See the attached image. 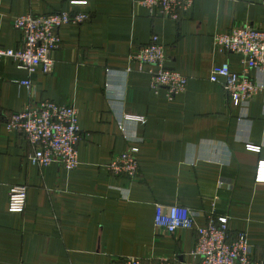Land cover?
Returning <instances> with one entry per match:
<instances>
[{"label": "crops", "instance_id": "0c3cea01", "mask_svg": "<svg viewBox=\"0 0 264 264\" xmlns=\"http://www.w3.org/2000/svg\"><path fill=\"white\" fill-rule=\"evenodd\" d=\"M142 0H0V46L20 48L15 19L27 13H86L60 29L54 67L30 75L13 60L0 62V264H121L129 256L151 263L199 264L197 233H168L155 225L157 205L229 216V232L248 234L254 259L264 260V87L235 105L216 66L243 71L242 57L220 51L216 34L246 24L264 28V0H195L175 21L152 15ZM167 66L189 78L169 99L151 87L150 66L129 56L154 37ZM264 85V73L249 71ZM31 79V85L22 81ZM50 100L78 109L82 140L73 171L30 161L26 135L6 128L28 104ZM141 116L145 122L127 120ZM249 145L260 147L253 151ZM138 147L136 178L112 174L113 158ZM28 187L23 212H10V189Z\"/></svg>", "mask_w": 264, "mask_h": 264}, {"label": "built area", "instance_id": "2783aa9c", "mask_svg": "<svg viewBox=\"0 0 264 264\" xmlns=\"http://www.w3.org/2000/svg\"><path fill=\"white\" fill-rule=\"evenodd\" d=\"M195 0H142L152 15H161L179 21L191 9ZM89 19L86 13L59 11L48 14L27 13L15 19V27L23 35V46L7 48L0 46V62L13 60L18 67L30 75L41 69L45 74L54 67L52 53L61 47L60 29L66 24H81ZM214 42L220 51L236 53L242 57L243 71L235 72L229 63L212 69L210 79L220 82L235 105L248 103L264 87L249 76L251 69L264 73V28L246 24L235 26L229 32L216 34ZM131 62L140 64V70L149 65L151 87L155 92L165 89L169 99L187 89L189 78L167 66V51L155 36L152 42L141 46L129 56ZM30 86L31 79L21 82ZM127 120L145 122L141 116L126 115ZM6 128L24 133L34 148L30 161L41 167L53 163L73 171L79 164L78 146L82 140L78 109L74 105H61L50 100L38 104H28L20 112L14 113L6 122ZM253 151L260 147L249 145ZM138 147L116 155L108 168L116 176L130 179L139 173ZM256 181L264 182V160L257 165ZM28 187L17 185L10 189L8 210L23 212L26 207ZM205 226L197 222V214L189 207L178 204L165 208L157 205L155 225L168 233L179 229H193L197 233L194 254L200 257L199 264H264V260L254 259V247L247 232L235 236L229 232V216L206 214ZM121 264H154L141 257L129 256ZM156 264H175L164 259Z\"/></svg>", "mask_w": 264, "mask_h": 264}]
</instances>
